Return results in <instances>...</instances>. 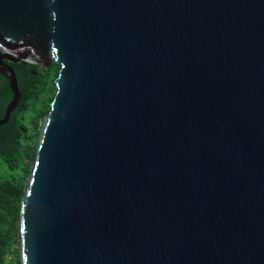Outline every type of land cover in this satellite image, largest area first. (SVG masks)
Instances as JSON below:
<instances>
[{
	"label": "water",
	"instance_id": "1",
	"mask_svg": "<svg viewBox=\"0 0 264 264\" xmlns=\"http://www.w3.org/2000/svg\"><path fill=\"white\" fill-rule=\"evenodd\" d=\"M59 64L20 264H264V0H0L6 62Z\"/></svg>",
	"mask_w": 264,
	"mask_h": 264
},
{
	"label": "trees",
	"instance_id": "2",
	"mask_svg": "<svg viewBox=\"0 0 264 264\" xmlns=\"http://www.w3.org/2000/svg\"><path fill=\"white\" fill-rule=\"evenodd\" d=\"M12 66L20 100L8 120L0 125V159L9 170V176L0 179V264H20L19 208L23 182L32 158L39 119L49 109L55 93L53 80L59 64H52L43 72L27 61L12 63ZM3 94L7 98L12 95L7 81Z\"/></svg>",
	"mask_w": 264,
	"mask_h": 264
},
{
	"label": "flooded vegetation",
	"instance_id": "3",
	"mask_svg": "<svg viewBox=\"0 0 264 264\" xmlns=\"http://www.w3.org/2000/svg\"><path fill=\"white\" fill-rule=\"evenodd\" d=\"M19 62V61H18ZM18 62H6V63H8L12 68H13V66H12V63H18ZM52 64H57L56 62H51L50 64H48L47 66H42V65H40V64H35V69L37 70V71H41V72H43V71H45V69L46 68H48L50 65H52ZM58 69H59V67H58ZM13 71H14V73H15V70H14V68H13ZM32 72H34V70L32 71ZM16 75V74H15ZM6 81H7V84H8V87H9V81H8V79L6 78V76H4L1 72H0V118L3 116V114H4V111H5V108H6V105H7V103L9 102V100L11 99V97H12V95L9 97V98H7L4 94H3V90H4V88H5V85H6ZM10 88V87H9ZM11 93H12V91H11ZM52 99V98H51ZM20 100V99H19ZM19 103V102H18ZM18 105V104H17ZM12 112V111H11ZM10 116V115H9Z\"/></svg>",
	"mask_w": 264,
	"mask_h": 264
},
{
	"label": "rangeland",
	"instance_id": "4",
	"mask_svg": "<svg viewBox=\"0 0 264 264\" xmlns=\"http://www.w3.org/2000/svg\"><path fill=\"white\" fill-rule=\"evenodd\" d=\"M15 175H18V173L15 172ZM8 176H9V170L5 166L3 160L0 159V179H3V178L8 177Z\"/></svg>",
	"mask_w": 264,
	"mask_h": 264
},
{
	"label": "bare ground",
	"instance_id": "5",
	"mask_svg": "<svg viewBox=\"0 0 264 264\" xmlns=\"http://www.w3.org/2000/svg\"><path fill=\"white\" fill-rule=\"evenodd\" d=\"M16 81H17V78H16ZM17 86H18V84H17ZM18 90H19V88H18ZM20 93V92H19ZM54 96V95H53ZM53 98V97H52ZM20 99V98H19ZM19 102V101H18Z\"/></svg>",
	"mask_w": 264,
	"mask_h": 264
}]
</instances>
